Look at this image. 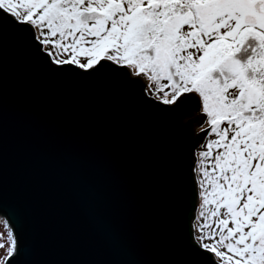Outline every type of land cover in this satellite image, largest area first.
I'll return each mask as SVG.
<instances>
[{"label":"water","instance_id":"water-1","mask_svg":"<svg viewBox=\"0 0 264 264\" xmlns=\"http://www.w3.org/2000/svg\"><path fill=\"white\" fill-rule=\"evenodd\" d=\"M17 27L5 17L0 29V216L16 264H191L200 140L183 118L199 104L164 105L107 70L55 69Z\"/></svg>","mask_w":264,"mask_h":264},{"label":"snow or ice","instance_id":"snow-or-ice-1","mask_svg":"<svg viewBox=\"0 0 264 264\" xmlns=\"http://www.w3.org/2000/svg\"><path fill=\"white\" fill-rule=\"evenodd\" d=\"M5 17L55 69L129 76L164 105L191 95L199 251H185L264 264V0H0V29ZM0 224V264H16L22 247Z\"/></svg>","mask_w":264,"mask_h":264},{"label":"flooded vegetation","instance_id":"flooded-vegetation-1","mask_svg":"<svg viewBox=\"0 0 264 264\" xmlns=\"http://www.w3.org/2000/svg\"><path fill=\"white\" fill-rule=\"evenodd\" d=\"M254 42V41H253ZM255 43V42H254ZM246 47H248V46H246ZM246 61V60H245ZM245 61H243V62H245ZM242 62V63H243ZM195 112H198V111H195V110H193V111H191L190 113H189V115H187V116H185L184 118H183V122L186 124V123H190V130H189V133H190V135L192 136V137H195V134H197L198 132H199V129L196 127V124H195V122L196 121H198L201 117H200V115L199 114H197V116L195 117L194 116V114L193 113H195ZM200 144V143H199ZM199 144H197V146L195 147V149L193 150V152H192V162H193V166H192V176H193V179H194V181H195V195H196V199H197V205H198V199H199V196H198V191H197V177H196V175L194 174V172H193V169H194V167H195V161H196V159H198L197 158V155H196V151H197V149H198V147H199ZM196 211V210H195Z\"/></svg>","mask_w":264,"mask_h":264},{"label":"rangeland","instance_id":"rangeland-1","mask_svg":"<svg viewBox=\"0 0 264 264\" xmlns=\"http://www.w3.org/2000/svg\"><path fill=\"white\" fill-rule=\"evenodd\" d=\"M254 42H253V40H249L248 42H246V45H245V47L246 46H254ZM250 51H251V48H249V53H240V54H237V59H240L241 60V62L243 61V59H244V57L245 56H247V55H249L250 54ZM215 74V73H214ZM216 75V74H215ZM214 75V76H215ZM145 95L147 96V97H149V98H151V99H153V100H155V101H158V102H160L158 99H156L153 95H150V94H148L146 91H145ZM199 148V147H198ZM197 151H198V149H197ZM197 151H196V155H197ZM197 158H198V156H197ZM199 201H200V197H199V199H198V204H199ZM197 208H198V205H197ZM199 213H198V211H197V209H196V211H195V214H194V216H197ZM0 217H2V216H0ZM3 218V217H2ZM3 219H5V218H3ZM5 231V229L3 228V225L2 224H0V232H4ZM0 254H2V250H0Z\"/></svg>","mask_w":264,"mask_h":264},{"label":"trees","instance_id":"trees-1","mask_svg":"<svg viewBox=\"0 0 264 264\" xmlns=\"http://www.w3.org/2000/svg\"><path fill=\"white\" fill-rule=\"evenodd\" d=\"M40 48V46L38 45V48L37 49H39ZM248 56V55H247ZM247 56H245L244 57V59H243V61H245L246 59H247ZM242 61V62H243ZM215 75V74H214ZM251 75V74H250ZM187 125H190V123H186ZM190 134V133H189ZM189 166L191 167V172H190V175H192V166H193V162H192V156L190 157V159H189ZM194 218V209H193V211H191L190 212V214H189V220L191 221L192 219Z\"/></svg>","mask_w":264,"mask_h":264}]
</instances>
